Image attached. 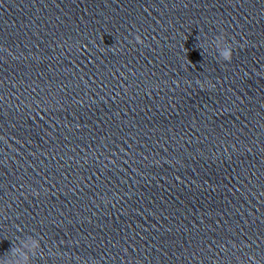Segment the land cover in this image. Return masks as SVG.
Returning a JSON list of instances; mask_svg holds the SVG:
<instances>
[{"label": "clouds", "instance_id": "9594fccd", "mask_svg": "<svg viewBox=\"0 0 264 264\" xmlns=\"http://www.w3.org/2000/svg\"><path fill=\"white\" fill-rule=\"evenodd\" d=\"M135 42L137 44H142L143 40H142V38L139 35H136L135 36ZM214 42H223L226 45V47L224 48V50H223V52L221 54V59L224 60V61L230 62L231 59H232V54H233L232 45L226 42V40H225L223 35L216 37ZM112 50L115 51V49H112ZM31 244H32V246H31L30 250H32L33 254H35L34 248L39 246V241L33 240L31 242ZM25 246L28 247L29 245L26 243ZM17 253H19V249L18 248L14 249V254H17ZM20 256H21V259L16 260V261L8 260L6 262V264H29L30 258L27 255V253H20Z\"/></svg>", "mask_w": 264, "mask_h": 264}]
</instances>
